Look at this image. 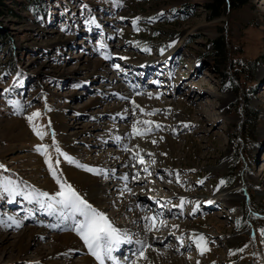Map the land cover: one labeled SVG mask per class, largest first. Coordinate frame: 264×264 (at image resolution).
<instances>
[{
    "label": "rangeland",
    "instance_id": "rangeland-1",
    "mask_svg": "<svg viewBox=\"0 0 264 264\" xmlns=\"http://www.w3.org/2000/svg\"><path fill=\"white\" fill-rule=\"evenodd\" d=\"M212 2L45 0L37 12L27 7L29 0H6L14 12L0 16V177H11L17 190L14 197L0 190V237L9 238L0 242V264H54L45 258L55 238L76 234L71 221L20 194L49 192L48 183L58 190L34 147L48 144L55 159L53 136L79 163H107L109 170L99 173L107 183L105 200L123 203L119 193L137 201L139 208L122 215L109 204L114 223L129 222L134 213L145 226L150 222L143 217L155 212L166 222L141 234L166 254L164 264H264V0L222 7L219 15L206 6ZM219 37L227 47L222 59L214 50ZM119 89L127 95L118 96ZM244 107L258 115L250 138ZM35 110L41 116L34 122L47 133L43 140L27 119ZM144 120L162 127L133 134V123L145 128ZM73 146L78 152H69ZM126 157L137 172H123ZM139 176L143 182L133 179ZM223 189H237L239 203L219 198ZM31 229L38 233L31 236ZM24 232L29 239L16 243ZM199 234L207 240L204 252L192 241ZM82 254L58 255L55 264H71Z\"/></svg>",
    "mask_w": 264,
    "mask_h": 264
},
{
    "label": "snow or ice",
    "instance_id": "snow-or-ice-1",
    "mask_svg": "<svg viewBox=\"0 0 264 264\" xmlns=\"http://www.w3.org/2000/svg\"><path fill=\"white\" fill-rule=\"evenodd\" d=\"M139 18H134L132 23L136 24ZM151 20L152 18H148ZM137 31L139 29L137 28ZM101 48H105L106 45L103 43L100 44ZM145 51H149V49L145 48ZM163 51V49H161ZM104 55V53H102ZM109 56L105 55V59H108ZM114 68L119 69L118 64L112 65ZM75 87H79V85H75ZM5 92H8L9 89H4ZM151 95V94H150ZM159 94H157L158 96ZM9 103L17 105L19 107L18 101H9ZM134 107H139V105L135 104V101H132ZM140 111L143 112L144 109L140 108ZM154 111H159L154 110ZM152 113H149L151 115ZM41 116L40 110L33 111L30 115H28L27 119L35 132L36 136H38L41 140L47 135L44 131L43 125H38L34 121L38 120ZM50 123V122H49ZM138 122H134L132 125V133L135 135H144L147 132L153 130V125L155 128L159 129L162 125L156 121L152 120H144L142 123L146 126L145 128H138ZM119 139V137H117ZM155 143V141H153ZM35 150L41 153L45 157V163L49 169V172L55 183L58 185V190L49 193L47 191L36 190L34 189L31 192H21L25 200L35 201L40 208H46L48 210L49 215L54 213L59 214V218L62 222L71 221L72 229L77 233V235L81 238L84 245L87 247L90 254L95 258L98 264H108L109 261L112 264H121V262L113 256V252L117 249L122 243H132L131 237L122 232L120 228H118L113 221L108 217L107 213L95 207L92 203L89 202L88 199L85 198L66 178L62 177L60 173V157L71 164H77L80 168L87 170L88 172L100 173L101 171H105L99 168L91 167L89 165L80 164L74 157L69 155L67 152H64L55 141L53 136L52 148H54L57 157L53 159L51 152L49 151L48 144H37L34 146ZM127 150V149H126ZM138 155V154H136ZM140 163H144L143 157H140ZM5 165L0 164V168H4ZM147 171V168H145ZM138 177H133V179H137ZM127 179V176L124 177ZM177 180H179V176L177 174ZM225 181L221 180L220 183L223 184ZM198 183H203V181H198ZM126 190L127 186L125 185ZM0 190L7 192L11 196H15L17 190V182L12 180L11 177H0ZM46 198V199H45ZM184 198L181 197V201ZM182 206V205H181ZM145 221L150 223L145 224V228L149 231L154 229L157 223L163 224L164 221H157L156 216H145L143 217ZM8 220H11L13 224H16L19 227V222H17L13 217L9 216ZM4 221L0 220V224H3ZM7 227H11V225H6ZM59 225L53 224L49 225V227H58ZM173 227H178L177 225H173ZM262 234H264V229L260 230ZM181 243H183L182 237L179 238ZM192 241L196 244L197 248L204 252L207 250V240L203 234L193 235ZM135 243L139 244L140 247L130 254V257H126V264H138L140 259H147L146 257V249L151 247V245L146 244L144 241L137 240ZM246 247V246H245ZM242 251V249H240ZM38 264V262H36Z\"/></svg>",
    "mask_w": 264,
    "mask_h": 264
},
{
    "label": "bare ground",
    "instance_id": "bare-ground-1",
    "mask_svg": "<svg viewBox=\"0 0 264 264\" xmlns=\"http://www.w3.org/2000/svg\"><path fill=\"white\" fill-rule=\"evenodd\" d=\"M143 63H144V61H143ZM120 90L121 89L117 90L118 96L127 95V94L122 93ZM126 114H129V112H126ZM63 127H64V131L67 130L66 125H64ZM76 132L77 131H75L71 134V135H74V136H72L73 137L72 139L71 138L68 139V138L63 136L64 137L63 140H65L66 142H70L71 140H73L77 136ZM111 133L114 134L113 132H111ZM111 133H107V135H111ZM117 133L121 134V133H123V131H117ZM118 134L117 135L115 134L116 138H117V136H119ZM118 140H120V139H118ZM78 150H79V147L73 146L69 152H71V153L78 152ZM86 152H88V151H86ZM128 158L126 157L123 160V164L125 165L123 172L124 173H127L129 171H131L132 173L137 172L136 171L137 169H135L134 167L133 168L130 167L131 161ZM86 161L87 162H85L83 164L89 165L91 167L99 168V169H102L105 171L109 170V166L107 165V163L102 162V160L99 158L97 160H95L94 163L92 161H89L88 159H86ZM62 170H63L65 178H67V180L72 185L77 186V184H79V186H77V187L81 190V191L80 190L79 191L85 195V198L88 199L89 202L92 203L95 207H97L98 209H100L104 212H106V209L108 208L109 204H114V206L116 207V208L114 207L116 210V212H115L116 215L124 214V212H126L127 208L135 209L138 207L137 201L135 199L133 200L132 198H130L126 195H121L119 193L117 194L116 197H118V200H124L123 203H120V204L116 203L115 202L117 200L116 198H115V200L110 199V202H108L109 199L105 200L106 197H102L101 193H103V192L107 193V191H108V188L106 186L107 183L99 179V173L88 172L87 170L80 168L77 164H71V163H68L66 161L62 163ZM112 170H115V167ZM125 176L126 175L124 174L123 177H125ZM138 180L140 182L144 181L142 176H139ZM48 182L49 181H47V183ZM121 185L122 184H120V186ZM47 186L50 187L49 193H52L55 191L56 187L54 188V185H51V183H48ZM218 195H219V198L229 201L230 204H237L241 200L240 194H239L237 189H233V190L223 189L222 192L219 193ZM178 197H180V198L183 197L185 200V196L179 195ZM161 198L165 199L164 196H161ZM46 212L48 213V211H46ZM161 213H163V212L161 211ZM55 214H58V213H54V215ZM156 214H158V213L155 212V214H152V215L156 216ZM130 215H131V218L129 219V222L124 221V222H121L120 224L114 223L112 218H110L108 216L113 221V223L118 228H120L122 230V232L127 233L132 239V243L124 242L117 249H115L113 252V256H115L121 262V264H126V261H124L125 260V254H126L125 251L130 250V252H129V257H130V254L132 252H135L140 247V245L135 243V241H137V240L146 241L141 236V234L149 231L145 228V226L138 224L139 223V216L137 214L130 213ZM69 221H68V223H69ZM163 224H166V222L164 221ZM37 233H38V231H35V229L30 230L31 236L35 235ZM132 234L136 235V237L135 236L133 237ZM25 238L29 239V237H27L26 233L24 232L23 234L20 235L19 238H15V242L17 241L16 243L22 244L25 241ZM8 239L9 238L7 236H2V237H0V242L5 243V241H8ZM55 239L58 240V243H56V244L52 243L53 250H52L51 256L49 255L50 258H45L46 260L49 259L50 262L55 264L57 261L56 260L57 258L55 259V257L58 255H62V256L68 255L69 256L73 252H82L83 254L78 258V260L74 261V262L71 261V264H98V262L95 260V258L88 251L87 247L83 243L82 244L84 245V247L82 246V244L79 243V240L81 242V238L77 235V233L72 235L68 232V233H65L63 235H59V237H56ZM146 244H149V243L147 242ZM55 247H56V249H54ZM157 250L158 249H156V248H151V247L147 248L146 253H145L146 257H147V261H145L146 259H140L138 264H162L163 260L165 259L166 254H163V255L160 254L159 255L157 253ZM86 253H88V255ZM121 256L124 257V260L123 259L121 260L119 258ZM64 260L68 261L69 259L65 258ZM57 262L59 263V261H57ZM167 262H168V260H167ZM108 264H112V262L109 261ZM163 264H164V262H163ZM175 264H179V263H175Z\"/></svg>",
    "mask_w": 264,
    "mask_h": 264
},
{
    "label": "trees",
    "instance_id": "trees-1",
    "mask_svg": "<svg viewBox=\"0 0 264 264\" xmlns=\"http://www.w3.org/2000/svg\"><path fill=\"white\" fill-rule=\"evenodd\" d=\"M44 1L45 0H29V3H27V7L28 8L34 7L37 12L42 11V7L45 5ZM249 1L250 0H213L211 4H207L206 6L209 7L213 11L214 15H219L222 7L226 6L227 8H229V10L236 9V8H240L242 6L247 5ZM32 4L33 6H31ZM6 10H9V12H12V13L14 12V9L12 8L9 9L8 4L6 3V0H0V16L3 15ZM214 50H215L216 59L225 58L227 47L223 41V37H219L215 39ZM216 67L218 68V66ZM239 72L234 75V78H238ZM244 110H245V116L243 120L245 122L247 135L250 138L255 128V123H256V119L258 115H257V112L251 108L246 107Z\"/></svg>",
    "mask_w": 264,
    "mask_h": 264
}]
</instances>
